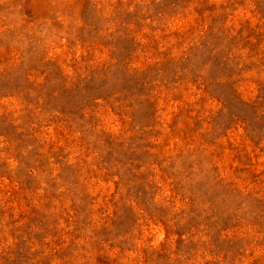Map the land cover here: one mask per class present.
<instances>
[{
  "label": "rangeland",
  "instance_id": "obj_1",
  "mask_svg": "<svg viewBox=\"0 0 264 264\" xmlns=\"http://www.w3.org/2000/svg\"><path fill=\"white\" fill-rule=\"evenodd\" d=\"M0 264H264V0H0Z\"/></svg>",
  "mask_w": 264,
  "mask_h": 264
}]
</instances>
